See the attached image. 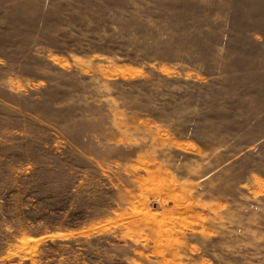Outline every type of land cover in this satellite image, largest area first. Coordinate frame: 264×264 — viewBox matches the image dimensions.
<instances>
[{
	"label": "rangeland",
	"instance_id": "obj_1",
	"mask_svg": "<svg viewBox=\"0 0 264 264\" xmlns=\"http://www.w3.org/2000/svg\"><path fill=\"white\" fill-rule=\"evenodd\" d=\"M0 264H264V0H0Z\"/></svg>",
	"mask_w": 264,
	"mask_h": 264
}]
</instances>
